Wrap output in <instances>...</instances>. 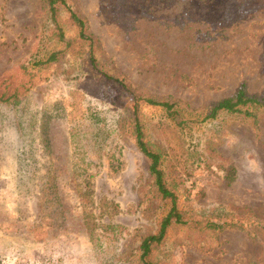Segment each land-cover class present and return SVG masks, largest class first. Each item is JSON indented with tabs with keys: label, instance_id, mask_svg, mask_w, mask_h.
<instances>
[{
	"label": "rangeland",
	"instance_id": "obj_1",
	"mask_svg": "<svg viewBox=\"0 0 264 264\" xmlns=\"http://www.w3.org/2000/svg\"><path fill=\"white\" fill-rule=\"evenodd\" d=\"M66 2L97 40L99 71L135 94L169 97L183 123L139 108L186 221L167 229L150 260L264 264V230L252 227L264 223V111L255 127L234 114L199 117L241 83L264 95V0ZM48 33L41 0H0V73ZM99 71L78 47L19 104L0 105V264H139V240L166 208L133 144L131 103ZM209 163L232 167L234 180L225 185ZM234 218L252 233L202 229Z\"/></svg>",
	"mask_w": 264,
	"mask_h": 264
},
{
	"label": "trees",
	"instance_id": "obj_2",
	"mask_svg": "<svg viewBox=\"0 0 264 264\" xmlns=\"http://www.w3.org/2000/svg\"><path fill=\"white\" fill-rule=\"evenodd\" d=\"M46 8V19L49 26L48 39L39 38L31 54L17 62L14 66L0 73V105L19 104L29 92L45 79L44 73L57 59L66 54L74 53L78 47L84 50L89 66L99 71L94 52L97 50V40L88 33L85 20L80 17L66 0H41ZM64 12V16L60 12ZM70 28L74 32L73 38H67L65 32ZM51 47V48H49ZM101 77L111 84L121 96L131 103L130 123L132 128L133 144L136 150L147 160V174L151 186L160 202L165 205V212L158 218L155 230L140 238L137 251L139 264H154L150 260L151 252L164 238L167 229L173 225H184L186 221L178 208V196L169 188L164 173L160 168L159 153L151 149L145 139L139 121L141 105L159 107L164 115L173 124L182 125L179 111L175 108V101L169 97L159 98L151 95L135 94L123 78L100 72ZM264 111V95L255 96L247 93L245 85L239 84L232 95L214 102L204 112L199 113L204 121L214 119L219 113L234 114L255 127L256 119ZM31 160V159H30ZM34 161H32L33 163ZM214 168L223 173L222 180L229 185L234 180V169L219 164L209 163L208 171ZM232 220V219H231ZM254 230H264V223L255 220ZM239 218L232 221L206 220L202 229L212 233H219L225 229L245 231L250 235L252 230H246Z\"/></svg>",
	"mask_w": 264,
	"mask_h": 264
}]
</instances>
